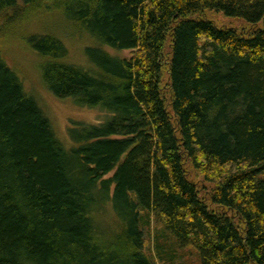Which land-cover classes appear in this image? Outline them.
<instances>
[{"label":"trees","instance_id":"1","mask_svg":"<svg viewBox=\"0 0 264 264\" xmlns=\"http://www.w3.org/2000/svg\"><path fill=\"white\" fill-rule=\"evenodd\" d=\"M53 15L90 45L26 36L44 86L108 117L70 148L2 53ZM263 174L264 0H0V264H264Z\"/></svg>","mask_w":264,"mask_h":264},{"label":"rangeland","instance_id":"2","mask_svg":"<svg viewBox=\"0 0 264 264\" xmlns=\"http://www.w3.org/2000/svg\"><path fill=\"white\" fill-rule=\"evenodd\" d=\"M208 18L217 27L232 28L238 32H244L249 27L242 20L229 19L219 13H210ZM26 29V30H25ZM16 31L18 37L7 39L6 46L2 47V53L8 66L14 70L23 80L26 92L31 95L41 110L48 118L57 140L65 147L70 148L68 131L78 125L97 126L105 123L107 116L97 110L76 107L69 99H58L54 97L44 86L41 78V67L43 59L31 50L26 41V36L39 30L58 38L68 51L67 62L77 66H86L84 48L90 45L89 39L79 34L76 30L62 23L58 16H50L40 20L32 19L26 28ZM25 31V32H24ZM20 32V33H19ZM110 52V51H109ZM114 55L128 58L129 52H111ZM112 174L109 175L111 177ZM190 178L205 197L206 193L212 191L213 186L205 183L202 176L190 171ZM264 180V174L261 175ZM161 227L152 223L149 234L145 233V247L151 252L153 245V233Z\"/></svg>","mask_w":264,"mask_h":264}]
</instances>
